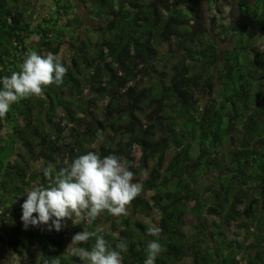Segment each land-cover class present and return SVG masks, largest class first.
<instances>
[{
  "label": "trees",
  "instance_id": "16d2710c",
  "mask_svg": "<svg viewBox=\"0 0 264 264\" xmlns=\"http://www.w3.org/2000/svg\"><path fill=\"white\" fill-rule=\"evenodd\" d=\"M227 1L224 22L218 0H0V78L31 51L68 69L0 119V259L86 264L65 253L68 232L102 228L110 248L127 243L122 264H144L152 240L155 264H264V0ZM88 151L148 168L127 214L25 229L26 191L50 183L31 162L58 170Z\"/></svg>",
  "mask_w": 264,
  "mask_h": 264
},
{
  "label": "clouds",
  "instance_id": "9594fccd",
  "mask_svg": "<svg viewBox=\"0 0 264 264\" xmlns=\"http://www.w3.org/2000/svg\"><path fill=\"white\" fill-rule=\"evenodd\" d=\"M18 68L10 76L0 78V119L6 117L13 104L32 96L42 97L47 86L61 85L68 71L58 55L51 52L40 55L36 51L27 53ZM97 136L102 142V133L98 132ZM130 167L129 161L118 155L101 157L95 151L79 155L58 170L51 164L43 167V175L50 183L48 186L35 184L26 191L21 205L24 228L43 225L49 232H59L66 227L67 220L73 224L82 221L91 224L105 211L115 217L126 215V206L143 191L142 181L134 182ZM102 232V228H97L74 234L65 253L79 257L86 264H122L121 253L127 250V243H118V250H114L108 246ZM161 232L155 225L147 228L148 235L153 237L159 238ZM93 238L90 249L79 246ZM161 250L157 240L150 241L144 264H155ZM44 264H60V260L45 259Z\"/></svg>",
  "mask_w": 264,
  "mask_h": 264
},
{
  "label": "rangeland",
  "instance_id": "374dc122",
  "mask_svg": "<svg viewBox=\"0 0 264 264\" xmlns=\"http://www.w3.org/2000/svg\"><path fill=\"white\" fill-rule=\"evenodd\" d=\"M218 1L219 2L217 3V5H215L213 7V9L211 10V16L215 20H221V21L227 22L229 20L228 15H227L228 1L227 0H218ZM75 12H79L80 14L83 13L84 21L89 26L95 25L99 22V20L97 18L91 19L92 15L87 13L86 10L79 3L77 4V8H76ZM257 44L258 45L260 44V38L258 39ZM166 48H168V44H166V43L160 44L158 46V49L160 51H163ZM61 51L64 52V57L68 58V51L64 45L61 46ZM31 168L34 171L41 170V168H42L41 160L40 159H34L31 162ZM147 169L146 170H140L137 173H135L134 174V176H135L134 182H138L143 177H146ZM126 208H127V206H126ZM137 217L139 219L143 220L144 222L148 223V224L150 223L148 220L149 218L147 216L141 214V213H137ZM106 225H107V222L101 223L102 227H105ZM72 236H73V233L68 232V237L71 238ZM67 245H68V243H65V246H67ZM32 250L35 254H37L38 251H37L36 247H32ZM2 255L4 256V258H2L0 260H1V262H4L5 264H15L19 259L23 258V253L13 252L10 248H5L4 251L2 252Z\"/></svg>",
  "mask_w": 264,
  "mask_h": 264
},
{
  "label": "crops",
  "instance_id": "0c3cea01",
  "mask_svg": "<svg viewBox=\"0 0 264 264\" xmlns=\"http://www.w3.org/2000/svg\"><path fill=\"white\" fill-rule=\"evenodd\" d=\"M32 1H33V4L36 6L37 10H40L43 6L46 5V0H42V1L41 0H32Z\"/></svg>",
  "mask_w": 264,
  "mask_h": 264
}]
</instances>
